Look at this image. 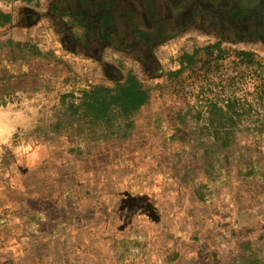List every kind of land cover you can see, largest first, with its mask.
Returning <instances> with one entry per match:
<instances>
[{
	"label": "crops",
	"instance_id": "1",
	"mask_svg": "<svg viewBox=\"0 0 264 264\" xmlns=\"http://www.w3.org/2000/svg\"><path fill=\"white\" fill-rule=\"evenodd\" d=\"M70 2L0 0V264H230L236 250L264 264V159L222 153L239 143L238 106V116L216 101L158 109L149 89L125 137L62 118L70 69L97 65L104 86L125 77L107 55V22ZM198 51L181 54V70ZM26 91L48 100L44 113L19 102ZM214 104L232 123L215 122ZM193 120L200 159L182 136Z\"/></svg>",
	"mask_w": 264,
	"mask_h": 264
},
{
	"label": "rangeland",
	"instance_id": "2",
	"mask_svg": "<svg viewBox=\"0 0 264 264\" xmlns=\"http://www.w3.org/2000/svg\"><path fill=\"white\" fill-rule=\"evenodd\" d=\"M198 26L187 27L158 42L148 53L132 52L110 42L106 46L109 49L107 55L112 62L118 64L124 75L132 72L152 90V101L147 106L167 109L188 103L193 107L192 111H195L209 101H216L220 107H225L227 101L237 100L241 111L237 138L241 145L238 143L231 151L227 149L222 153L227 157L226 154L230 152V159H235V155L236 159H264V36L239 31L228 35L222 27L218 31V27L207 21L200 23V28L204 31L201 35L196 31ZM214 43L219 49L210 51V54L202 52L204 47ZM192 50H199L196 54L197 64L178 71L179 57ZM240 51L247 52L249 56L238 54ZM97 67L84 68L82 72L70 69L72 74L68 76L62 91L77 96L82 89L94 86L97 82L110 85L112 80L100 74ZM40 94L36 91L22 92L23 99H19V102L40 105L39 111L42 113L48 100L42 98L43 95L39 96ZM2 97L4 100L1 99L0 104L8 106V90L2 92ZM195 123L194 120L190 122L188 130L182 132V136L190 133L194 142L189 148V159H200L203 151L197 142L205 137L198 130V123ZM77 134L85 133L77 131ZM160 134L161 132L155 133L156 136ZM179 136L181 137V133ZM239 257V250L231 251L230 264H246L242 260L238 261Z\"/></svg>",
	"mask_w": 264,
	"mask_h": 264
},
{
	"label": "flooded vegetation",
	"instance_id": "3",
	"mask_svg": "<svg viewBox=\"0 0 264 264\" xmlns=\"http://www.w3.org/2000/svg\"><path fill=\"white\" fill-rule=\"evenodd\" d=\"M68 2V0H66ZM87 8L95 23L107 22L108 39L136 53L201 22L264 36V0H72ZM223 22V23H222ZM97 26V25H96ZM214 27V28H215ZM234 32H233V31Z\"/></svg>",
	"mask_w": 264,
	"mask_h": 264
},
{
	"label": "trees",
	"instance_id": "4",
	"mask_svg": "<svg viewBox=\"0 0 264 264\" xmlns=\"http://www.w3.org/2000/svg\"><path fill=\"white\" fill-rule=\"evenodd\" d=\"M216 46V43L211 45ZM238 54L249 56L247 52L240 51ZM181 70V69H180ZM149 88L132 72L114 83L112 86L94 85L82 89L79 95L73 93L63 94L60 98L62 118L68 124L80 123L89 132L101 130V136L125 137L132 126V115L148 100ZM264 99V90H263ZM237 100L226 102V111L231 116H238ZM210 116L221 126L232 123V117L223 114V110L216 104L210 107Z\"/></svg>",
	"mask_w": 264,
	"mask_h": 264
}]
</instances>
